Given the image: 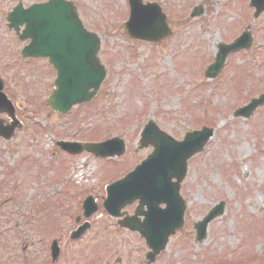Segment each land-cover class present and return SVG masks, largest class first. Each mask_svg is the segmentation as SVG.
Wrapping results in <instances>:
<instances>
[{
	"label": "rangeland",
	"instance_id": "1",
	"mask_svg": "<svg viewBox=\"0 0 264 264\" xmlns=\"http://www.w3.org/2000/svg\"><path fill=\"white\" fill-rule=\"evenodd\" d=\"M77 1L85 26L100 39L99 56L107 74L92 103L75 107L63 117L54 115L48 124L67 129L62 128L63 132L58 129V134L54 132V139L83 141L85 137L103 140L118 136L126 142V151L116 161H98L86 154L71 159L63 154L58 156L59 151L54 149L52 160V142L46 143L43 134L38 137V146L30 147L32 127L23 131L13 145L0 139V228L6 232L0 234V264H25L21 262L22 253L30 251L34 252L36 264H47L45 255L49 242L58 232L64 245L73 248L67 242L64 224L72 223L68 215L78 217L77 199L86 191L99 188L97 181L103 179L101 171L108 178L117 177L151 152L149 147L136 149L139 132L149 120L177 140L201 125L214 129L205 150L189 161L180 187L187 204L186 228L168 240L157 264H218L222 261L236 264L240 261L237 254L246 253V259L253 255L264 256V105L248 119L230 117L235 107L248 102L250 96L264 92V25L254 33L251 49L228 58L220 73L223 75L214 82L204 77L203 67L205 62L213 61L221 39L227 42L225 40L242 31V15L245 14L242 0H150L160 4L170 25L172 23L173 35L159 44L134 41L126 36L123 31L128 14L126 0ZM14 3L15 0H0L1 57L14 52L11 51L14 39L3 25ZM192 4L203 5L201 17H189ZM250 12L247 10L245 23L250 19ZM183 17L185 19L181 20ZM236 65H244L246 69L240 72ZM44 80L45 77L40 78L39 83ZM29 84L35 92V83L30 79ZM24 98H27L26 93ZM74 122L86 132L81 131L76 136ZM24 153L29 159L22 162L20 197L16 202H5L6 195L13 190L8 185L11 167L20 164ZM80 167L86 172L83 180L74 177ZM105 186L103 182L95 192L96 200L105 196ZM51 195L57 205L46 210L53 203ZM17 197L16 193L14 198ZM220 200L226 204L224 214L209 223L205 239L196 243L193 223ZM49 215L55 224L47 226ZM107 220L103 210L95 214L98 229H104ZM114 224L110 219L109 227L104 229L105 237L98 235L95 242H87L85 258L78 264H86L92 244L97 241L102 246L101 253L112 247L99 264L126 258L130 251L135 263L137 254L145 251L143 242L113 227ZM50 225L57 227L51 235L47 234V229L51 231Z\"/></svg>",
	"mask_w": 264,
	"mask_h": 264
},
{
	"label": "water",
	"instance_id": "2",
	"mask_svg": "<svg viewBox=\"0 0 264 264\" xmlns=\"http://www.w3.org/2000/svg\"><path fill=\"white\" fill-rule=\"evenodd\" d=\"M55 2L56 3L50 6L51 9H53L50 13L44 10L49 6H35L22 13L21 11L17 12V10H15L13 18L10 19L17 21L20 18L19 14L23 16L22 20L28 23V29H26L28 32L26 36L33 38L32 44L27 48L30 49L28 53L42 52L39 54L49 55L58 69V77L56 79L57 90L54 91V100L50 103L59 111L64 112L73 103H81L88 100L90 93H88L87 90L90 86L96 88L101 80L102 73L91 71V67H95L96 65V60L94 58L96 40L93 38V35L86 33V31L81 28L73 10L69 11L64 3ZM129 3L132 5V18L130 17L129 21L126 23L125 29L131 37L143 39L144 36H153L155 38L159 32L156 38V40H158L165 34L157 31V21H150L148 23L144 21V10H149L147 6H143L139 0H130ZM40 18H43V20H40ZM137 18L140 20L135 23L134 21ZM148 18L151 20L154 19V16L148 15ZM139 24L141 29L138 28ZM145 32L151 33L144 35ZM37 38H43L44 41L35 42L34 39L36 40ZM229 50L230 47H227L226 53H228ZM226 53H224V57ZM218 63L219 61L216 62L215 66H217ZM262 101H264V96H262L260 100L253 101L250 106L254 107ZM246 110L247 112L244 115L249 116L250 107ZM144 131L145 132H143L141 136V144L146 145L147 143H152L157 148L153 155L144 161L138 169L128 174V179L119 181L112 187L110 203H116L120 199H123L125 196L122 193L130 191L129 188L132 189L133 193L139 192L138 197H140L141 203H146L151 196L157 193L155 188L159 186L152 184V180L148 178V176L152 174L151 168L158 167L157 173L161 176L167 175L170 177L174 173L172 171L173 167L180 166L179 163L181 161H184V159L186 160L187 157L191 156L194 152L199 151L206 141L207 136L210 135V131L203 129L198 133L186 137L184 142L176 143L165 138V136L159 133L152 125L146 127ZM160 142H164L166 145L163 146V143L162 147L158 148L157 144ZM68 146L70 148L75 145L70 144ZM143 193H145L144 196ZM160 198L167 200L166 197L159 196L158 199ZM154 203L155 205L151 207L152 212L150 214V220L145 222V226L136 228L145 235L149 243L153 245L158 243L156 247L157 252L164 246L167 236L172 233L175 228H178V226L176 221L172 223H169V219L165 221L167 218L165 212H167V210H159L156 207L158 202ZM174 204L172 202L171 206H174ZM218 206L204 219L205 223L220 214V206ZM159 229H162V235L156 236L155 233ZM204 230L202 229L200 231L201 234Z\"/></svg>",
	"mask_w": 264,
	"mask_h": 264
},
{
	"label": "flooded vegetation",
	"instance_id": "3",
	"mask_svg": "<svg viewBox=\"0 0 264 264\" xmlns=\"http://www.w3.org/2000/svg\"><path fill=\"white\" fill-rule=\"evenodd\" d=\"M24 1V0H23ZM43 0H25V6H28L30 3H37L41 2ZM246 1V0H245ZM262 16H260L256 21H258ZM19 63L17 65L14 64H5L3 66V70L5 72L10 73H16V71L20 70L24 72L25 74H33V72L36 71L35 66L33 65L32 60H26V61H18ZM83 256H79L76 253L71 252H65V254L62 255V253L59 254L57 259L55 261H50L49 264H76V261L81 260Z\"/></svg>",
	"mask_w": 264,
	"mask_h": 264
}]
</instances>
